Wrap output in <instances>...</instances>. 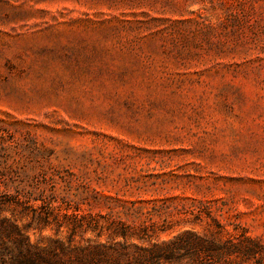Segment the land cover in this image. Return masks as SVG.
Masks as SVG:
<instances>
[{"label": "rangeland", "instance_id": "obj_1", "mask_svg": "<svg viewBox=\"0 0 264 264\" xmlns=\"http://www.w3.org/2000/svg\"><path fill=\"white\" fill-rule=\"evenodd\" d=\"M1 193L44 246L134 210L264 240V0H0Z\"/></svg>", "mask_w": 264, "mask_h": 264}, {"label": "trees", "instance_id": "obj_2", "mask_svg": "<svg viewBox=\"0 0 264 264\" xmlns=\"http://www.w3.org/2000/svg\"><path fill=\"white\" fill-rule=\"evenodd\" d=\"M11 203L20 205L7 194H0V212ZM207 215L210 222L203 232L190 228L168 239L162 235L171 227L154 211L134 210L128 214L132 222L80 217L70 224L56 222L58 235L63 227H68L70 234L66 240L51 239L45 246L30 241V224L20 227L13 219L2 217L0 264H264L263 239L240 224L229 229L218 218ZM202 218L195 216V223H202ZM35 219L51 225L50 219L42 215ZM79 231L92 232L95 237L77 242Z\"/></svg>", "mask_w": 264, "mask_h": 264}]
</instances>
